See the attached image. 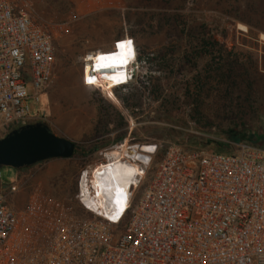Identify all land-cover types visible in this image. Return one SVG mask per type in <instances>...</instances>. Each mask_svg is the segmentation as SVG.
Listing matches in <instances>:
<instances>
[{
    "label": "rangeland",
    "instance_id": "374dc122",
    "mask_svg": "<svg viewBox=\"0 0 264 264\" xmlns=\"http://www.w3.org/2000/svg\"><path fill=\"white\" fill-rule=\"evenodd\" d=\"M31 1L33 21L52 36L56 63L38 101L29 86L36 117L30 124H47L87 153L21 169L0 166L2 190L18 186L8 196L12 207H22L37 187L71 202L82 172L122 145L156 146L141 166L146 175L139 193L173 144L235 152L249 142L264 149V0ZM129 36L139 48L134 85L116 103L83 84V58ZM200 40L214 51L195 43ZM219 69L230 71V85ZM231 128L237 130L226 133Z\"/></svg>",
    "mask_w": 264,
    "mask_h": 264
},
{
    "label": "built area",
    "instance_id": "2783aa9c",
    "mask_svg": "<svg viewBox=\"0 0 264 264\" xmlns=\"http://www.w3.org/2000/svg\"><path fill=\"white\" fill-rule=\"evenodd\" d=\"M31 10V0H0V139L36 118L29 86L38 101L54 78L52 36ZM122 39L132 42V54L120 86L134 80L138 60L134 39ZM109 50L84 56L86 87L98 88L105 67H96V58ZM143 170L137 186L106 200L108 212L85 200L94 195L83 180L88 170L71 202L37 187L14 208L8 196L17 183L8 192L0 187V264H264V149L249 142L233 153L173 144L139 193Z\"/></svg>",
    "mask_w": 264,
    "mask_h": 264
},
{
    "label": "bare ground",
    "instance_id": "6f19581e",
    "mask_svg": "<svg viewBox=\"0 0 264 264\" xmlns=\"http://www.w3.org/2000/svg\"><path fill=\"white\" fill-rule=\"evenodd\" d=\"M127 40H118L125 41L122 49L116 47L108 51L110 54L117 53V55H109L111 58L106 59L105 64H110L111 66L103 68L105 70L101 71L96 82V87L101 89L108 98L116 103H119V99L113 90L115 87L126 83L127 74L125 66L128 64V58L132 54L130 49L131 45L127 44ZM102 53L104 52L99 51L100 55ZM122 60L126 62L120 63ZM96 62L99 63V61ZM112 65L114 66L112 67ZM115 65L121 68H115ZM111 77H115V79ZM152 151V146L127 147L122 145L106 153L105 157L107 160L97 164L93 169L84 173L83 180L87 178L94 191V195L89 196V198L85 197V200L90 201L94 207L97 205L101 207L102 211L108 212L109 207L106 204V200L109 199L112 201L117 194H126L133 185H138L139 176L144 175V170L136 161H142L144 164H148L150 160L149 153Z\"/></svg>",
    "mask_w": 264,
    "mask_h": 264
},
{
    "label": "water",
    "instance_id": "95a60500",
    "mask_svg": "<svg viewBox=\"0 0 264 264\" xmlns=\"http://www.w3.org/2000/svg\"><path fill=\"white\" fill-rule=\"evenodd\" d=\"M76 143L56 135L44 123L23 126L0 139V166H30L54 158H71Z\"/></svg>",
    "mask_w": 264,
    "mask_h": 264
},
{
    "label": "trees",
    "instance_id": "16d2710c",
    "mask_svg": "<svg viewBox=\"0 0 264 264\" xmlns=\"http://www.w3.org/2000/svg\"><path fill=\"white\" fill-rule=\"evenodd\" d=\"M130 37V36H129ZM131 38H133V37H131ZM134 39V38H133ZM134 41H135V39H134ZM195 43H198L197 45H202V48H206L207 49V51H211V50H213L214 48L211 46V44L210 43H208V42H201V40L200 41H196ZM199 47V46H198ZM137 50H138V58H139V48L137 47ZM214 51V50H213ZM187 57V56H186ZM213 59L215 60V61H220L221 59H222V56H216L215 55V57L213 56ZM147 61H148V59H147ZM214 61V62H215ZM219 70H221L219 73H220V75H222V76H225L226 77V80H225V82L224 83H228L229 84V81H230V79H231V77L232 76H227L228 74H230V71H228V72H225V70H223V69H219ZM134 81L133 82H131L130 84H128V85H124V86H118V87H115L114 88V93H115V95H116V97L119 99L120 97V92H123L126 88H130L131 86H133L134 84ZM139 84H140V86H144L145 85V83H146V79H141L139 82H138ZM230 85V84H229ZM152 93V92H151ZM154 94V93H153ZM226 94L227 95H230L231 93L228 91V93L226 92ZM121 99V98H120ZM230 99V98H229ZM123 101H124V99H123ZM230 102H231V100H230ZM229 102V103H230ZM124 105H125V107L126 108H131V105H130V103H129V99L127 98V99H125V102H124ZM19 129V128H18ZM17 130V129H16ZM237 129H234V128H231V129H229V130H227L226 131V133H229V132H234V131H236ZM12 132V131H11ZM10 132V133H11ZM9 133V134H10ZM8 135V134H7ZM254 137V136H253ZM255 137L256 138H258V136H256L255 135ZM95 149V148H94ZM214 151H222V152H227V153H233V152H229L228 150H225V148H223V147H220L219 148V150H214ZM87 152H86V150H83V149H81L80 150V148H79V146L76 144V148H75V152H74V154H73V156H72V158L73 157H76V156H84L85 154H86ZM46 161V160H45ZM43 162V161H42ZM38 163H40V162H38ZM38 163H36V164H38ZM33 165H35V164H33ZM33 165H30V166H24V167H22V168H27V167H31V166H33ZM18 169H21V168H18Z\"/></svg>",
    "mask_w": 264,
    "mask_h": 264
},
{
    "label": "snow or ice",
    "instance_id": "6c2138e0",
    "mask_svg": "<svg viewBox=\"0 0 264 264\" xmlns=\"http://www.w3.org/2000/svg\"><path fill=\"white\" fill-rule=\"evenodd\" d=\"M132 42L131 41H127V44H131ZM117 47L118 48H120V49H122L123 47H124V42H118V44H117ZM117 55V53H113V54H111V56H116ZM111 57H106V56H104V55H100V56H98L96 59H97V61H99L100 63H97V65H96V67H108V66H111V65H109V64H105V63H102L103 61H105L106 59H110ZM88 59H93L92 57H88ZM124 62H126V61H120V63H124ZM112 79H115V77H111ZM87 82L89 83V84H94L95 83V77H89V78H87Z\"/></svg>",
    "mask_w": 264,
    "mask_h": 264
},
{
    "label": "crops",
    "instance_id": "0c3cea01",
    "mask_svg": "<svg viewBox=\"0 0 264 264\" xmlns=\"http://www.w3.org/2000/svg\"><path fill=\"white\" fill-rule=\"evenodd\" d=\"M89 1L96 3L97 1H101V0H89Z\"/></svg>",
    "mask_w": 264,
    "mask_h": 264
},
{
    "label": "flooded vegetation",
    "instance_id": "af4514ba",
    "mask_svg": "<svg viewBox=\"0 0 264 264\" xmlns=\"http://www.w3.org/2000/svg\"><path fill=\"white\" fill-rule=\"evenodd\" d=\"M16 129H17V128H13L11 131H14V130H16ZM11 131H10V132H11ZM10 132H9V133H10Z\"/></svg>",
    "mask_w": 264,
    "mask_h": 264
}]
</instances>
